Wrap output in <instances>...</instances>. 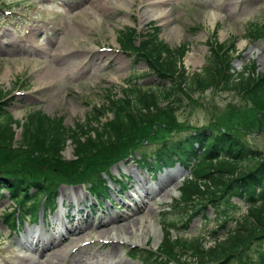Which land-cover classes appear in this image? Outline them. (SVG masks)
Masks as SVG:
<instances>
[{"label": "rangeland", "instance_id": "obj_1", "mask_svg": "<svg viewBox=\"0 0 264 264\" xmlns=\"http://www.w3.org/2000/svg\"><path fill=\"white\" fill-rule=\"evenodd\" d=\"M159 1L162 0H0V87L7 93L8 98H13L12 101H7L9 103L7 109L13 118L23 123L31 112L40 111L53 121L62 119L66 127L84 132L88 131L86 126L89 125V117L95 108L103 110L113 95L118 98L130 96L131 92L127 91V85L132 83L139 85L138 87H142V89L159 86L160 82L156 78L157 76L151 73V69L148 68L145 61L136 63L129 55L120 52L118 38H120L121 32L128 29L135 28L140 34L147 36L149 30L157 27L160 39L171 48L177 49L186 45L187 53L181 58L180 66L183 67L187 75H190L189 79L194 73H203L210 55L209 42L212 40L215 30H217L216 40L219 42L234 41L236 43L238 50L236 55L239 54L241 57L233 63L237 72L243 71V68L252 62L258 63V60L252 57V51L253 48H260L264 52V41L249 44L250 40L246 31L247 28H251L252 22H264V0H163L164 5L157 7L156 3ZM63 4L67 7L60 9ZM153 8H162L160 12L165 13L166 16L160 12L156 13ZM213 11L216 16L222 18L217 22L218 24L210 18ZM167 24L170 25L169 28ZM33 27L37 28L35 35H33ZM29 29H32L30 35L28 34ZM174 29L177 31L174 32ZM141 38L137 39V45ZM60 51L68 55L65 62H61V58L55 59L54 57L58 53L60 54ZM85 54L87 55L85 56ZM84 60L92 63L89 69H83L80 66ZM7 68L12 74L8 73V76L5 77ZM43 68L46 70L45 73H50L52 68L55 70L64 68L66 71L67 68H71V71H65L67 73L65 76L62 74L59 79L52 80L43 79L41 74ZM190 82L191 80L187 84L189 85ZM187 92L197 102L192 104L188 98L181 97L183 98V107L175 108L174 115L176 121L187 123L190 128L176 131L169 134V137L174 138V134L183 136L192 132L193 129L206 131V126L221 119L228 108H245L250 113V107L234 93L217 92L212 89L187 90ZM162 105L164 106L165 102H162ZM102 114L103 122H106V118L112 117V114L105 112ZM225 128L230 129V133L241 135V129L237 126L225 125ZM247 128L250 131L243 134V139L251 147L264 154V127L260 131H257V125ZM15 129L16 140L20 141L21 129L17 127ZM226 129L220 127L217 131L229 133ZM210 131L209 129L208 132ZM154 134L155 132L152 131L149 135ZM149 139L150 137L147 138L148 142ZM71 144L69 141L63 152V157L67 161L74 159V144ZM155 147L156 145L147 147L149 148L148 152ZM116 152L120 154L118 150ZM126 157L124 155L122 160L113 165L110 172L117 175L121 173L120 176L126 175L132 178V185H129V192L126 193L128 197L123 201L117 199L114 202L116 206L127 205L128 207L124 206L122 210H116L115 207L108 205L107 210L101 212L93 204L96 211L94 214L89 213L90 205L94 202L88 192L82 190V187L69 188L63 185L60 187L58 201L60 205L64 200V205L63 207L59 206V209L51 214L50 220H53L51 229H45L42 222L38 225L31 223L25 225L31 228L30 231L28 228L21 227L23 229L20 235L8 237L9 230L0 219V243L3 244V247L14 249L13 254L6 256L8 260L4 258L0 260L1 264H121L120 261L123 264H141L140 259L136 257L137 253L130 251L135 249L134 246L130 248L126 245L116 246L115 244L102 243L100 242L101 238L97 242L85 246L80 252L71 255V249L76 247L78 241H69L66 236L59 238L60 231H64L61 226L62 222L65 221V218L75 221L76 213H89L93 222L89 225V230L80 234L85 236L83 240L85 241L96 239L95 235L100 230H96L95 221L102 215L110 219L112 213L117 214L118 221L116 223L100 228L103 230L114 229L118 231L114 234L117 233L120 236L127 233L133 225H137L140 218L145 221L148 220L147 218H155L158 219V223L164 226L180 216L184 221L193 213L194 207L200 211L202 204L196 206L180 202L179 205L186 209L179 211L173 209L167 212L171 206L178 207L174 201L180 198L179 189L184 188V183H181L178 186V192H172L174 195L172 202L166 199V194L170 192L172 185L177 181V171L171 173L169 170H163V175L155 178L151 173L150 176H153L151 180L156 184L157 191L154 195H152V191H149L150 195H143V198L139 200L137 196L140 193L136 192L138 185L142 184L139 178L143 177L147 180V188L150 181L147 174L136 166L134 160L125 162ZM259 160L249 162V170L255 168ZM235 164L238 168L247 166L245 162L236 161ZM177 166L174 167V170L177 169ZM115 167L118 170L114 169ZM187 174L189 175L190 171ZM193 177L200 187H210V190L205 188L208 192L212 191V187L215 186L213 178H216L217 175L212 176L211 180H200L197 173ZM103 178L108 181L105 176ZM57 181L66 182L64 180ZM230 181L232 178L227 177L225 185ZM194 186L192 184L191 189ZM76 193L82 195L83 201L74 198L73 194L76 195ZM1 195L0 214L5 209H7L5 213H12V209L17 204L14 205L7 199L6 191ZM130 195H132L131 198ZM199 197L207 206L211 203L210 201L214 202L208 206L206 212H201L194 218L186 230L185 236L187 238L206 237L204 243L209 247L214 244L215 240L226 236L228 230H233L236 223L229 221L226 230H220V226L225 221L220 213L230 204V202H226V198L222 194H216L211 198L205 195ZM188 198L186 195L185 200ZM3 199L4 201H2ZM132 199L138 202L148 200V202L146 206L142 207V210L135 208L137 210L135 211L132 209V206H135ZM223 200L224 202H222ZM232 202L239 206V209L227 207L229 209L227 212L233 213L235 218L245 217L248 205L236 198ZM162 213H165L163 217ZM59 214L62 216L58 217ZM8 222L12 221L8 219ZM70 225L68 224V227ZM92 225L94 227L90 228ZM40 226L43 227V232L36 231V227ZM108 230L106 229L105 232ZM215 230L220 231L216 238L212 236V232ZM161 231L160 229V233ZM88 233H90L89 236ZM181 233L171 231L172 236L181 235ZM29 235H32L31 239L34 244H28L24 239ZM151 238L153 239L150 236ZM161 238H163L162 233ZM150 239L148 243L155 248V242L153 240L149 242ZM137 247L143 248L146 247V244L144 242L136 243ZM260 249L264 248L256 244L253 253ZM114 250L115 253H113ZM139 256L142 257L140 254ZM252 258L254 260V257Z\"/></svg>", "mask_w": 264, "mask_h": 264}, {"label": "trees", "instance_id": "obj_2", "mask_svg": "<svg viewBox=\"0 0 264 264\" xmlns=\"http://www.w3.org/2000/svg\"><path fill=\"white\" fill-rule=\"evenodd\" d=\"M158 34L157 28H154L147 36L142 35L137 45V31L128 29L121 32L118 42L123 51L147 63L160 85L147 89L137 86L132 91L127 89L134 95L110 99L106 109L113 114V118L104 123L102 115L94 110L86 126L88 131L67 128L62 119L53 121L40 111L31 112L22 123L10 114L7 101L0 102V199L1 193L6 191L10 198L20 202V207L37 201L34 208H39L44 198H50L55 203L61 185L82 183L88 184L91 193L104 194L107 182L103 176L113 178L110 170L124 155L127 156L125 162L133 159L142 168L148 171L154 169L155 172L174 166L176 161L185 165L197 161L199 165L194 167V172H197L198 178H206V173L211 177L217 174L213 178L215 193L224 187L226 178L233 176L237 170L241 174L238 179L225 185L224 195L230 200L238 197L249 205L250 218L239 224L240 229L217 241L215 248L206 249L200 245V239L178 238L165 243L161 251L167 262L173 264H187L184 256L188 253L199 257L201 264H214L212 260L218 264H264V250L257 252L260 256L258 260H253L250 254L256 242L262 245L264 241V158L240 136L225 128V125L237 126L242 134H246L250 131L247 127H264V74L255 77L253 64L236 72L232 64L236 47L234 44L225 46L217 43L216 47L210 49L203 73L192 74L189 79L185 70L179 71L180 60L187 52L186 45L171 48L159 39ZM248 34L264 40V22L252 24ZM208 89L234 93L250 107V113L245 108H228L221 119L206 126V131L193 129L186 135L174 134L175 139L170 138L169 134L190 128L187 123L175 120V108H181L184 104L181 97L188 98L194 104L197 100H193L194 97L189 96L187 90ZM6 97L7 93L0 87V101ZM162 102L166 105L163 106ZM15 127L22 130L20 141L16 140ZM220 127L229 133H219L217 130ZM152 131L155 134L149 135ZM129 139L136 142H129ZM68 141L74 144V159L71 161L63 157ZM139 141L149 145L137 146L128 153ZM152 145L156 147L148 152L147 147ZM258 159V165L250 171V164L248 168H241L244 170L235 166L236 161L249 163ZM191 182L189 186H195L183 190V199L186 195L191 198L190 192L199 187L197 182ZM34 208L35 215L38 209ZM223 213L228 212L225 210ZM6 217L16 221L12 213Z\"/></svg>", "mask_w": 264, "mask_h": 264}, {"label": "bare ground", "instance_id": "obj_3", "mask_svg": "<svg viewBox=\"0 0 264 264\" xmlns=\"http://www.w3.org/2000/svg\"><path fill=\"white\" fill-rule=\"evenodd\" d=\"M128 4H129V2H128ZM126 6H127V4H125ZM164 5V2H163V0L162 1H159L158 3H156V6L157 7H161V6H163ZM124 7V6H123ZM129 7V6H128ZM124 8H126V7H124ZM153 11H155L156 13H158V12H160V11H162V8H153ZM147 13H148V11H146ZM212 12V11H211ZM160 14H165V13H161L160 12ZM149 15V14H148ZM165 16H166V14H165ZM210 18L212 19V20H214V21H216V20H218V17L216 16V14H215V11H213V14L210 16ZM169 24H167V27L169 28ZM174 32H176L177 31V29H174L173 30ZM87 54H85V56H86ZM55 57V59H59V58H61V62H65V60H67V57H68V55H66V54H64V53H62L61 51H60V54L58 53L57 55H55L54 56ZM70 67V66H69ZM65 70L66 69H64V68H58V69H54V68H52L51 69V71H49L50 73H45V69L43 68V70H41V74H42V77H43V79H52V80H57V79H59L61 76H62V74H63V72H65ZM67 70H71V68H67ZM8 73H10L9 75H11L12 74V72L9 70V68H7V70H6V73H5V77L6 76H8L7 74ZM135 140H133L132 142H134ZM142 144V141L140 142H138L137 144H135V145H133V147H131V151H129L128 153H130V152H133V150H135L136 149V147L137 146H140ZM120 160H122V159H120ZM119 160V161H120ZM139 181L142 183V184H139L138 185V187H137V190H136V192L138 193H140V195L138 194V198H139V200H141V198H143L142 196L144 195H150L151 193H149V191H152V195H154V193H156V191H157V189H155L156 187V184L155 183H149L148 182V184H149V187L147 188V180L145 179V178H143V177H140L139 178ZM180 185V181L179 180H177L173 185H172V189L170 190V192H168L167 194H166V199H169V201H171L172 199H173V197H174V195H173V193L172 192H176L177 191V189H178V186ZM73 196H74V198H79V199H81L82 201H83V199L84 198H82V195H79L78 193H76V195L75 194H73ZM81 197V198H80ZM84 197V196H83ZM130 198L132 197V195H130L129 196ZM133 203H134V205L135 206H132V209L133 210H135V208H137V210H142V207H144V206H146L147 204V202H148V200H145V201H136L135 199H132L131 200ZM168 201V202H169ZM64 202V200L62 201V203ZM81 203V202H80ZM64 204V203H63ZM91 206V205H90ZM84 208V207H83ZM137 210H135V211H137ZM79 212V211H78ZM58 217H60L61 215H57ZM86 223H88V224H91L92 223V221L91 220H86L85 221ZM107 223H109V224H112L113 223V221L112 220H110L109 222H107ZM68 224H70V222L69 221H67V222H62V224H61V226H62V229L64 230V231H62L61 233H60V235H59V237L61 238V237H63V236H65L66 234H68V236H67V239L69 240V241H80V240H82L83 239V237L82 236H79V233H80V231L81 230H84V228H78V227H76V228H72V227H70V229H68ZM109 224H105V225H103L104 227H107V226H109ZM107 230H108V228H107ZM36 231H38V229L36 230ZM101 239H104V240H107V241H113L114 242V244L117 246V245H120L121 244V242L122 241H124V240H126V242L128 243V244H134V243H140V242H147L148 241V239L150 238V235L151 236H154L155 237V242L157 241V240H159L160 239V236H161V233H160V231H158L157 230V228L155 227V224L153 223V219L152 218H149L148 220H146L145 221V219H143V218H140L139 220H138V224L137 225H133L130 229H129V231L127 232V233H123L122 235H118L117 233L116 234H114V232H118V231H115L114 229H112V230H108V231H103L102 229H101ZM30 237L32 238V235H30ZM113 253H115V250H114V252ZM112 257H115V256H112ZM120 263L121 264H123L122 263V261H120Z\"/></svg>", "mask_w": 264, "mask_h": 264}]
</instances>
